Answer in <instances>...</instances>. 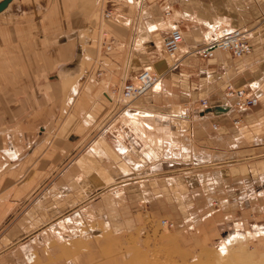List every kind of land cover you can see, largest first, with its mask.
I'll return each mask as SVG.
<instances>
[{"label":"crops","instance_id":"crops-1","mask_svg":"<svg viewBox=\"0 0 264 264\" xmlns=\"http://www.w3.org/2000/svg\"><path fill=\"white\" fill-rule=\"evenodd\" d=\"M112 1V18L104 20L120 42L98 62L104 80L110 87L120 85L149 66L163 74L160 84L131 103L142 111L144 128L138 132L149 143L115 119L129 107L120 113L102 80L90 73L91 52H83L80 22L51 39L45 34V43L33 41L38 52L61 53L44 62L46 78L17 80L18 87L33 90L6 98L11 114L5 118L16 119L18 127L5 131L19 140L1 150L6 162L0 165V264H150L142 251L121 250L142 224L143 185L154 184L159 174L169 179L174 171L264 158V0H160L164 18L158 21L139 18L147 11L144 0ZM174 24L183 29L186 47L177 68L162 49ZM226 27L249 30L252 53L241 58L220 49L211 58L192 53L213 28ZM159 35L164 36L156 39ZM38 67V62H14L2 70ZM75 85L77 95L71 91ZM242 86L258 98L257 106L237 108L226 96L228 87ZM67 98L72 103L64 108ZM202 99L209 101L207 107ZM65 110L73 120L60 126ZM49 122L53 125L46 126ZM101 173L112 183L98 185Z\"/></svg>","mask_w":264,"mask_h":264},{"label":"rangeland","instance_id":"rangeland-1","mask_svg":"<svg viewBox=\"0 0 264 264\" xmlns=\"http://www.w3.org/2000/svg\"><path fill=\"white\" fill-rule=\"evenodd\" d=\"M51 1H31L23 6L22 0H15L10 8L0 13V165L6 162L3 158L6 153L1 150L16 143V139L19 140L13 135V131L10 133L5 131L7 128L18 127L16 119L5 118L11 114L6 98L11 94L13 99H16L19 92L24 95L27 93L26 90L29 92L30 89L33 90L34 87L31 85L18 87L17 80L39 76L46 78L48 70L44 68V62L57 60L61 53L53 51L48 54L42 50L38 52L33 41L36 43L39 41L40 44L43 40L45 43L47 41L45 34L51 39V34L56 36L62 30L78 28L80 22V26L84 27L81 41L87 47L83 52H91V56H88L92 58L89 65L90 73L102 80L105 84L104 90L110 94L114 92L116 96L112 95L116 98L119 92L116 93L115 90L120 91L118 89L125 79L134 77L126 76L120 85L110 87L107 79L104 80L107 76L101 70L103 68L98 65L103 56L116 51L115 44L120 42V38L108 27L109 22L104 20L112 18L113 10L109 8L112 7L111 3H114L112 0H69L64 4ZM144 1L147 11L144 14L139 13V18H150L149 20L153 18V21L164 18L160 0ZM132 6L135 7L134 3ZM135 8L132 15L136 19ZM108 12L110 16L107 18L105 15ZM71 13L78 14L74 15V20L70 17ZM65 23L67 26L63 27ZM103 31H107V34L105 35ZM31 32L38 33L39 36L31 39ZM14 36H18L19 39ZM163 36L159 35L156 39ZM32 48L35 49V54L32 53ZM163 53L175 61L166 50H163ZM14 62H38L41 67L22 71L2 70ZM71 91L77 95L78 86L75 85ZM42 97L44 100L45 96ZM65 101L64 99L63 104L62 102L60 104L65 106ZM114 102L115 100L112 104L116 106ZM71 103L67 98L64 108L70 107ZM131 105L128 107L131 108ZM126 107H120V113ZM67 116L66 113L58 120L60 126L68 125L70 120H73V116ZM51 125L52 122L46 124ZM172 173L174 174L172 178L168 179L164 174H159L160 177H157L154 184L143 185L147 199L142 209L145 213L144 218L140 220L142 224L130 234L126 242L124 241L121 250L134 248L133 250L142 251L143 260L149 259L150 264H226L228 262L224 258H221L222 261L220 258L216 261L221 244L230 234L241 232L244 237L235 241L225 256H230L233 252L242 253L241 256L249 263L264 264V236H260L258 231L259 229L264 231V158L233 167L215 165ZM162 219L174 222V226L163 225Z\"/></svg>","mask_w":264,"mask_h":264},{"label":"built area","instance_id":"built-area-1","mask_svg":"<svg viewBox=\"0 0 264 264\" xmlns=\"http://www.w3.org/2000/svg\"><path fill=\"white\" fill-rule=\"evenodd\" d=\"M169 13L170 12L168 11V14ZM105 16L108 18L110 12ZM250 34L251 32L249 30L242 27H226L219 32L213 28L207 36L205 43L191 48L190 50H192V53H199L205 58H211L216 49L223 51L227 50L230 51L234 57L241 58V56L250 54L253 51ZM184 39L183 29H180L179 25H175L171 33L163 40L165 50L175 59L174 64L171 65L172 68H177L182 60L178 58V53L181 50ZM162 76L163 74L158 73L155 69L151 68L148 70L145 68L133 78L125 79L121 88L118 89L120 91L115 90L116 93L119 92L120 96L118 103H121L122 106H124L127 102H132L140 98V96L146 94L149 90H153L157 78ZM226 96L233 98L235 101L234 106L241 109L245 107H254L259 103L258 98L248 92L244 86L228 87ZM200 102L203 107H207L209 104V101L206 99H202ZM162 224L167 227L174 226V222L168 219H162Z\"/></svg>","mask_w":264,"mask_h":264},{"label":"bare ground","instance_id":"bare-ground-1","mask_svg":"<svg viewBox=\"0 0 264 264\" xmlns=\"http://www.w3.org/2000/svg\"><path fill=\"white\" fill-rule=\"evenodd\" d=\"M10 4V3H9ZM8 4V5H9ZM106 19V18H105ZM170 26H173V24H172V22L171 21H169V22H167ZM175 25V24H174ZM157 27V26H156ZM154 28V27H153ZM104 33H105V35L107 34L106 32L107 31H103ZM116 45V44H115ZM183 45V44H182ZM183 48H186V47H184V46H182ZM182 47H181V50H180V52L178 53L179 54V57L178 58H180V60L181 59H183L182 57H180V55H181V53L183 52V50H185V49H183L182 50ZM115 48V47H114ZM108 49H113V47H108ZM185 52V51H184ZM187 53H188V51H187ZM171 58H172V56H170ZM172 59H174V58H172ZM175 60V59H174ZM169 64H174V62L171 60V59H169ZM146 69H151V67L149 66V67H147ZM161 79H162V77H159V78H157V81L154 83V88L158 85V84H160V81H161ZM106 94L105 95H107V99L108 100H111V101H114L115 100V102L114 103H117V104H120V103H118V100H119V94H118V96L115 98H113V95L115 94L114 92H112V94H110V93H108V92H105ZM145 95V94H144ZM144 95H142V96H140V98L141 97H143ZM115 96H116V94H115ZM140 98H138V99H136V100H139ZM136 100H134V101H136ZM117 101V102H116ZM129 101V100H128ZM133 102V101H132ZM131 101H129V102H127V106H129L131 103H132ZM125 105V106H126ZM120 107L122 108L123 106L120 104ZM141 112L142 111H138V110H134L132 107L129 109V108H127V110H126V112H125V116L123 117L121 114L120 115H118L115 119L117 120V121H119V122H121L122 123V125H125V126H128V127H130V129L132 128L133 130H135V132L136 133H138L139 134V136H140V138H142L143 139V141H145L146 143H149V139H148V137H146V136H144V134L142 133H139L138 131H141V130H143V128L144 127H142V118H140V114H141ZM115 120V121H116ZM150 139H151V137H150ZM156 141H152L151 143H155ZM101 176H103L101 179H100V176L98 177L100 180L98 181V185L99 184H101V183H110L111 182V180L109 179V178H104L105 177V175L103 174V173H101ZM146 176V175H145ZM148 176V175H147ZM105 181H104V180ZM130 180H131V178H130ZM140 180V179H139ZM141 180H142V178H141ZM101 181V182H100ZM116 181H114V183H115ZM119 182V181H118ZM112 183V182H111ZM128 183H130V182H128ZM120 184V183H119ZM127 184V183H126ZM112 185H114V184H111V186ZM122 184H120V185H115L114 187H116V188H118L119 186H121ZM108 186V185H107ZM110 186V185H109ZM114 187H113V189H114ZM259 231V233H260V236L261 235H263L264 236V231L263 232H261L260 231V229L258 230ZM254 236V235H253ZM242 237H244V235L242 234V233H240V232H237V233H235L232 237H229V238H227V239H224V242L221 244V249H220V252H218V254H216V255H218V257L216 258V261L220 258V260H221V258H224L225 260H227V262L228 263H226L225 261H224V263H226V264H251V263H249L248 261H246V260H244V257H242L241 256V254H239V253H236V252H233L230 256H227L228 257V259H227V257L225 256L227 253H229V250H231V246L233 245V243L235 242V241H237V240H239L240 238H242ZM256 237V236H255ZM242 240H244V239H242ZM226 257V258H225ZM215 259V258H214ZM213 259V260H214ZM222 261V260H221ZM214 264V263H213ZM216 264V263H215Z\"/></svg>","mask_w":264,"mask_h":264},{"label":"water","instance_id":"water-1","mask_svg":"<svg viewBox=\"0 0 264 264\" xmlns=\"http://www.w3.org/2000/svg\"><path fill=\"white\" fill-rule=\"evenodd\" d=\"M11 1H12V0H1V1H0V13L6 10V8L9 6L8 4H9Z\"/></svg>","mask_w":264,"mask_h":264}]
</instances>
